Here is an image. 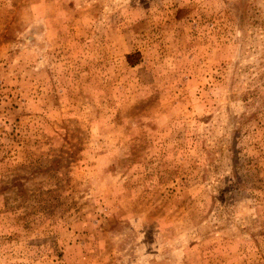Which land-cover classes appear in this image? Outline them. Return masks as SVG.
<instances>
[{"label":"rangeland","instance_id":"374dc122","mask_svg":"<svg viewBox=\"0 0 264 264\" xmlns=\"http://www.w3.org/2000/svg\"><path fill=\"white\" fill-rule=\"evenodd\" d=\"M0 264H264V0H0Z\"/></svg>","mask_w":264,"mask_h":264}]
</instances>
